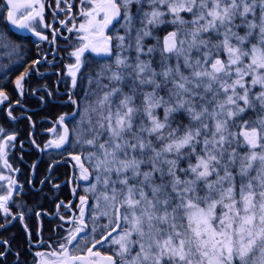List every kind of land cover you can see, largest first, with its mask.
Wrapping results in <instances>:
<instances>
[{"label":"snow or ice","instance_id":"snow-or-ice-1","mask_svg":"<svg viewBox=\"0 0 264 264\" xmlns=\"http://www.w3.org/2000/svg\"><path fill=\"white\" fill-rule=\"evenodd\" d=\"M74 7L55 0L49 21V0H0L11 61L0 64V104L28 121L29 147L47 157L21 183L10 161L19 151L24 162L25 140L0 125V230L19 220L29 254L0 239V264L9 254L14 264H264V0ZM45 65L54 85L32 87ZM29 95L66 109L40 142ZM68 185L72 199L55 204L57 223L47 237L41 223L34 242L27 220L47 215L37 210L45 187Z\"/></svg>","mask_w":264,"mask_h":264},{"label":"trees","instance_id":"trees-1","mask_svg":"<svg viewBox=\"0 0 264 264\" xmlns=\"http://www.w3.org/2000/svg\"><path fill=\"white\" fill-rule=\"evenodd\" d=\"M47 19L50 21L52 19V14H50L46 10ZM59 27V25H56ZM0 27H3V24H0ZM21 35H28V33H21ZM64 36L69 35L66 31L63 32ZM14 40H17L16 36L12 37ZM17 42H21L17 40ZM23 43L27 44L29 47H32L30 41H23ZM57 43L60 45V47H63L66 45V41L63 38H59ZM43 50H47L48 46L42 45L41 46ZM63 52V51H62ZM62 54V53H61ZM65 54V53H63ZM31 55L34 57L35 55V49H32ZM51 59V57H49ZM11 59H15L13 56ZM11 61L9 57L3 53H0V64H9ZM23 68H20L18 71L12 74L11 79L14 80L15 75L19 74V71H22ZM42 72H45L46 75L44 78H37L36 76L32 77V87H36L38 85H49L50 87L54 85V82L56 80V76L54 74V70L49 68L48 66H43L40 69ZM2 82V81H0ZM6 91L9 93V96L14 101L17 98V95L15 92H13V86L11 84H8ZM40 95H43V92L40 93ZM24 106L28 109L27 115H31L33 118V121L36 123V139L38 142H40L42 139H46V137H42L41 133L44 129L47 127H50L51 125L48 123V121L54 120L56 116L60 114V112L65 111L66 109H62L59 107H53L51 104L45 105L42 104L36 96H26L23 100ZM7 103L0 104V125L4 126L5 128L9 130H19L21 133L20 138L25 140V153H24V162L20 163L16 157L20 155V152L17 151L15 155L12 157V160L10 161L13 163L14 166L21 168V174H19V181L21 183H24L27 179L31 178V173L29 169V165L34 161L38 159H47V157H41L39 153H37L34 149L30 148L27 143V133L31 131L29 123L26 119H19L16 122L10 121L9 118L6 115L7 111ZM14 115L20 116L21 111L19 108L15 109ZM19 147V145H17ZM45 165L41 164L39 171L37 173L36 179L37 181L43 177L44 174ZM60 173L65 172L64 168H60L58 170ZM69 174H70V166H69ZM61 181H63L64 176L61 175ZM39 186V185H37ZM25 191L28 189V185L24 184ZM71 185L63 186L59 191H50L48 187H45L44 191L47 194V198H40L38 203L41 205V207L37 208V210L47 213V215L41 216L39 219H37L35 216L30 217L27 220V223L29 225V229L33 231L34 234V242H35V232L40 227L41 223L44 226V236L47 237L50 235L49 229L54 228L55 224L57 223V220L53 217L56 213L55 204L59 202V200H64L67 202L68 200L72 199L71 192H70ZM24 199L28 202L29 206L35 207L37 204V200L33 199L31 196H23V197H17V200ZM12 211L15 212V207L12 208ZM63 211V209H61ZM0 222H3L2 220V214H0ZM0 239H6L9 240L11 246H12V252L16 251H22L24 252L25 256H28L27 251V235L25 233V230L23 228V225L19 222V220L11 222L6 230H0ZM0 250H3L2 247H0ZM30 258V257H29ZM8 264H14L15 258L13 255H8Z\"/></svg>","mask_w":264,"mask_h":264},{"label":"flooded vegetation","instance_id":"flooded-vegetation-1","mask_svg":"<svg viewBox=\"0 0 264 264\" xmlns=\"http://www.w3.org/2000/svg\"><path fill=\"white\" fill-rule=\"evenodd\" d=\"M50 4H51V8H48L47 11L52 14L53 10L55 9V0H49ZM73 3L77 5V7L73 8V12H76L78 10V5H79V0H73ZM64 5L61 4V7H63ZM64 14L60 13L57 17V19H64ZM58 25V24H57ZM70 26V25H69Z\"/></svg>","mask_w":264,"mask_h":264},{"label":"rangeland","instance_id":"rangeland-1","mask_svg":"<svg viewBox=\"0 0 264 264\" xmlns=\"http://www.w3.org/2000/svg\"><path fill=\"white\" fill-rule=\"evenodd\" d=\"M65 48V46H63V47H61V49H64ZM64 52H62V54H63ZM5 55V54H4Z\"/></svg>","mask_w":264,"mask_h":264}]
</instances>
